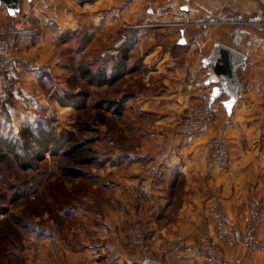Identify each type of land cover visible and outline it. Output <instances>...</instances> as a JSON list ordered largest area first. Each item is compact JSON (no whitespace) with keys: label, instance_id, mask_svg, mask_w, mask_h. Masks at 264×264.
<instances>
[{"label":"crops","instance_id":"obj_1","mask_svg":"<svg viewBox=\"0 0 264 264\" xmlns=\"http://www.w3.org/2000/svg\"><path fill=\"white\" fill-rule=\"evenodd\" d=\"M69 1L72 6L68 9H63L60 0L42 8L44 3L40 9H36V1H28L41 25L36 28L30 22L21 23L25 31L21 52L40 48L44 35L40 29L45 24L41 12H85L90 27L111 28L122 40L112 48L108 45L105 49H110L102 58L111 63L126 46L129 49L122 75L132 73L133 81L152 77L162 85L152 89L146 82L147 89L122 93V99L131 100L121 105L123 109L131 107L134 135L142 146L153 145L154 151L124 150L115 160L117 164H132L129 192L133 196L122 204L131 210L132 232H116L113 245L104 239L79 250L70 238L56 236L57 245L37 251L33 264H143L146 259L163 264H208L200 244L216 226L211 203L217 201L221 214L240 226L253 194L259 200L260 218V226L252 232L254 244L241 240L234 247L221 245V251L233 263L264 264V9L257 0ZM180 19L189 24L178 25ZM3 20L11 21V16L2 5L0 23ZM56 22L60 23L58 19ZM0 28V32L6 30L3 25ZM216 42L247 56L246 68L238 70L241 96L231 113L223 104L227 95L213 102L215 119L194 136H184L179 132L183 111L197 99H209L213 87L203 84L196 91L188 90V67L201 70L198 54L208 56ZM33 73L41 77L42 71ZM220 137L229 142V169L207 162L211 140ZM176 175L185 177L179 192L174 183L160 184ZM138 193L142 199L135 196Z\"/></svg>","mask_w":264,"mask_h":264},{"label":"rangeland","instance_id":"obj_2","mask_svg":"<svg viewBox=\"0 0 264 264\" xmlns=\"http://www.w3.org/2000/svg\"><path fill=\"white\" fill-rule=\"evenodd\" d=\"M35 1L36 9L57 2H32ZM60 1L63 9L71 8L69 0ZM22 3L20 12L11 17V21L0 23V27L3 25L6 29L2 32L15 28L24 31L22 24L26 22L36 28L41 25L39 17L33 15L34 7L27 4V0ZM41 14L45 24L40 29L44 33L40 48L22 53L24 34L15 40L13 55L15 67L16 63L19 65L18 75L12 72L13 85L0 109V136L15 137L24 124L53 126L60 143L70 137H75L77 143L87 141L84 147H91L87 152L91 162L83 163L80 157H75L74 161L62 153L54 156L46 153L43 163L23 170L11 156L0 159V264H33L37 251L50 250L56 244V236L64 240L70 238V243L79 250L96 246L104 239L113 245L116 232H132L131 210L122 208L124 200L129 202L133 196L129 192L133 184L132 164L128 161L117 164L115 160L124 150H141L147 154L154 151L153 145L150 146L153 150L142 146L134 135L131 107L123 109L122 106V103L130 104L131 100L122 99V93L147 89L146 82L152 89L162 85L152 77L146 80L136 77L138 79L133 81L132 73L107 83L85 77L89 68L111 71L113 62L104 60L101 64L100 57L110 49H105L108 45L112 48L122 38L111 28L90 27L85 22V12ZM6 37L12 36L6 34ZM33 71H42L41 77H36ZM61 97H68L73 105H62ZM20 113L25 116L20 118ZM220 139L225 140L230 151L225 137L211 140L209 151ZM168 180L160 184L174 183L178 186L177 192L185 184V177L181 175ZM135 196L142 199L139 193ZM253 199L257 202L256 217L260 221L256 195L250 196L245 213L253 205ZM259 226L260 222L257 228Z\"/></svg>","mask_w":264,"mask_h":264},{"label":"built area","instance_id":"obj_3","mask_svg":"<svg viewBox=\"0 0 264 264\" xmlns=\"http://www.w3.org/2000/svg\"><path fill=\"white\" fill-rule=\"evenodd\" d=\"M190 2L192 0H184ZM261 8L264 9V0H257ZM180 26H187L189 22L180 19L177 22ZM25 31L15 28L9 32H1L3 36L0 38V109L6 100L7 92L13 85L12 72L15 69V59L13 55V46L18 35L24 34ZM10 34L12 37H6ZM201 59L202 69L194 70L191 66L188 67L186 75V87L188 90L196 91L199 86L205 84L206 80L214 73L213 66L209 64L204 67L202 60L204 55L198 54ZM216 116V111L208 98L195 100L182 116L180 122V131L183 135L191 136L197 134L202 128ZM207 161L211 166L220 169H228L231 165V154L225 140H217L210 147L207 156ZM253 205L242 219V224L238 226L233 221L225 218L220 210L217 201L211 203V210L216 217V226L214 233L205 234L201 244L200 251L203 259L208 264H245L242 261L233 263L226 259L221 251V245L225 244L229 247L238 245L241 240L249 245H253L252 232L259 225V219L256 217L257 202L253 199ZM176 264H192L190 262H179Z\"/></svg>","mask_w":264,"mask_h":264},{"label":"trees","instance_id":"obj_4","mask_svg":"<svg viewBox=\"0 0 264 264\" xmlns=\"http://www.w3.org/2000/svg\"><path fill=\"white\" fill-rule=\"evenodd\" d=\"M128 49V47L124 46L121 51L113 56V66L109 73L101 67L97 71L89 68L85 77L89 79L92 77L99 78L103 80L101 83L117 80L126 67L123 61L127 59ZM103 61L104 58L100 57L101 64ZM59 100L64 106L73 105L68 97H61ZM218 101H222V97L217 98L214 102ZM74 141L75 137H70L60 143L53 126L40 125L33 127L29 124H24L19 134L15 137L0 136V159L4 160L11 156L23 170H28L36 164L43 163L46 160V153H50L53 156L62 153V155L74 159V161L75 157H80L83 163L90 164L91 158L87 155V152L91 151V147L86 149L84 147L87 141L86 143L85 141L79 143Z\"/></svg>","mask_w":264,"mask_h":264},{"label":"water","instance_id":"obj_5","mask_svg":"<svg viewBox=\"0 0 264 264\" xmlns=\"http://www.w3.org/2000/svg\"><path fill=\"white\" fill-rule=\"evenodd\" d=\"M32 2L33 0H28ZM5 6L8 14L15 17L21 10V0H0V6ZM203 66H213L214 73L205 84L213 85L209 102L227 95L223 104L228 113L241 96V82L238 78L239 68H246L247 56L224 43L216 42L208 56L202 60ZM143 264H163L158 260L146 259Z\"/></svg>","mask_w":264,"mask_h":264},{"label":"snow or ice","instance_id":"obj_6","mask_svg":"<svg viewBox=\"0 0 264 264\" xmlns=\"http://www.w3.org/2000/svg\"><path fill=\"white\" fill-rule=\"evenodd\" d=\"M181 43H183L184 41H180Z\"/></svg>","mask_w":264,"mask_h":264}]
</instances>
